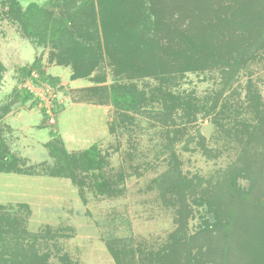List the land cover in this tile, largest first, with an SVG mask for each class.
Here are the masks:
<instances>
[{
    "label": "trees",
    "instance_id": "1",
    "mask_svg": "<svg viewBox=\"0 0 264 264\" xmlns=\"http://www.w3.org/2000/svg\"><path fill=\"white\" fill-rule=\"evenodd\" d=\"M4 20L43 50L19 67V87L0 102V172L69 178L82 194L87 185L110 197L124 191L127 172L115 170L97 142L69 151L51 131L53 165H29L9 147L2 119L17 102L40 103L23 85L28 79L55 85L43 68L48 49L49 63L70 67L72 80L91 82L75 90L76 102L113 108L109 133L136 131L143 116L157 129L160 154L168 153L167 168L152 183L178 226L158 249L106 238L117 264H205L192 250L204 243L223 264H264V97L252 78L239 83L264 58V0H45L26 6L0 0ZM6 71L0 58V84ZM188 73L210 74L218 87L204 95L182 89ZM201 117L216 126L217 146L196 125ZM181 142L184 150L212 158L230 150L233 157L209 175H189L176 148ZM195 205L204 215L197 235L189 232ZM30 215L27 203L0 204V264H52L54 255L58 264H75L59 254L61 233L49 226L29 230Z\"/></svg>",
    "mask_w": 264,
    "mask_h": 264
},
{
    "label": "rangeland",
    "instance_id": "2",
    "mask_svg": "<svg viewBox=\"0 0 264 264\" xmlns=\"http://www.w3.org/2000/svg\"><path fill=\"white\" fill-rule=\"evenodd\" d=\"M19 1L26 6L45 0ZM42 50L24 36L18 26L0 21V58L7 68L0 84V102L11 99L15 88L19 87V67L31 63ZM43 68L54 78L55 85L31 79L23 85L34 92L40 103L30 107L32 100L25 104L17 102L2 119L3 135L9 147L29 165L41 162L53 165L47 146L53 140L51 131L58 132L69 151L97 142L103 152L108 153L111 166L127 172L124 191L110 197L96 194L87 185L82 194L69 178L0 172V204L13 207L29 204V230L39 232L49 226L61 233L59 254L67 253L75 264H117L108 250L106 238H132L134 246L147 250L166 245L178 223L174 210L162 200L159 188L152 183L168 166L164 159L168 153L160 154L162 141L157 129L139 116L140 126L136 131L109 133L108 124L114 117L111 106L79 103L73 99L77 88L91 85L89 80H72L70 67L49 63L48 49H44ZM252 70L253 74L242 76L239 83L244 85L248 77L252 78L264 97V58L255 62ZM211 76L188 73L182 89H195L198 95L212 92L218 85ZM235 86L241 91L238 83ZM196 125L209 144L217 146L218 142L214 141L217 131L212 120L201 117ZM176 146L182 169L189 175H209L233 157L230 150L212 158L201 151L184 150L182 142ZM130 152L133 157L129 156ZM202 207L195 205L194 216L189 220L190 234L197 235L203 226ZM192 250L205 264H223L206 250L205 243L193 245ZM51 261L52 264L60 262L57 255Z\"/></svg>",
    "mask_w": 264,
    "mask_h": 264
},
{
    "label": "built area",
    "instance_id": "3",
    "mask_svg": "<svg viewBox=\"0 0 264 264\" xmlns=\"http://www.w3.org/2000/svg\"><path fill=\"white\" fill-rule=\"evenodd\" d=\"M35 76H36V74H35Z\"/></svg>",
    "mask_w": 264,
    "mask_h": 264
}]
</instances>
